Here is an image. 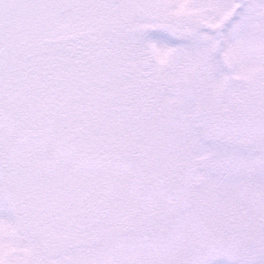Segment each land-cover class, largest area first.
Segmentation results:
<instances>
[{
  "label": "snow or ice",
  "instance_id": "6c2138e0",
  "mask_svg": "<svg viewBox=\"0 0 264 264\" xmlns=\"http://www.w3.org/2000/svg\"><path fill=\"white\" fill-rule=\"evenodd\" d=\"M0 264H264V0H0Z\"/></svg>",
  "mask_w": 264,
  "mask_h": 264
}]
</instances>
